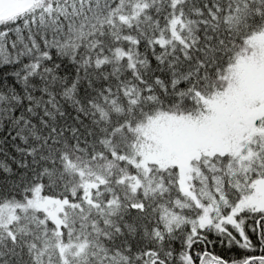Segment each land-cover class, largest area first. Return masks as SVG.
Returning <instances> with one entry per match:
<instances>
[{
    "label": "snow or ice",
    "instance_id": "snow-or-ice-1",
    "mask_svg": "<svg viewBox=\"0 0 264 264\" xmlns=\"http://www.w3.org/2000/svg\"><path fill=\"white\" fill-rule=\"evenodd\" d=\"M0 264H264V0H0Z\"/></svg>",
    "mask_w": 264,
    "mask_h": 264
}]
</instances>
